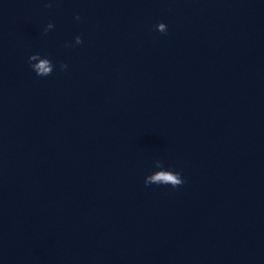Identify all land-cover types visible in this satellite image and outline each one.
I'll return each mask as SVG.
<instances>
[{
	"label": "water",
	"instance_id": "1",
	"mask_svg": "<svg viewBox=\"0 0 264 264\" xmlns=\"http://www.w3.org/2000/svg\"><path fill=\"white\" fill-rule=\"evenodd\" d=\"M0 264H264V0H0Z\"/></svg>",
	"mask_w": 264,
	"mask_h": 264
},
{
	"label": "clouds",
	"instance_id": "2",
	"mask_svg": "<svg viewBox=\"0 0 264 264\" xmlns=\"http://www.w3.org/2000/svg\"><path fill=\"white\" fill-rule=\"evenodd\" d=\"M47 7H51V4L46 5ZM79 19V16L76 17ZM54 27L52 23L47 25V30H50ZM157 30L161 33L167 34V25L163 22L159 23L157 26ZM83 41L80 36L76 37L75 43L81 44ZM40 54H34L29 57V63L31 67L36 72L38 76H48L53 72L54 65L48 58L40 59ZM39 60V63H31L33 61ZM67 68L66 64H61V69L64 70ZM156 167H161L159 162L156 163ZM184 183L181 178V174L173 171H161L157 172L153 175H150L146 180V185L156 184V185H171L173 188L179 187Z\"/></svg>",
	"mask_w": 264,
	"mask_h": 264
}]
</instances>
